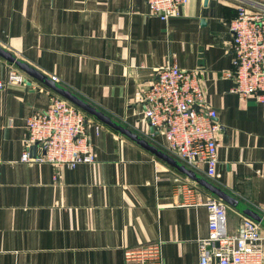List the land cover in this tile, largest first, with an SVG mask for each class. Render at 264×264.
I'll return each mask as SVG.
<instances>
[{"label": "crops", "instance_id": "obj_1", "mask_svg": "<svg viewBox=\"0 0 264 264\" xmlns=\"http://www.w3.org/2000/svg\"><path fill=\"white\" fill-rule=\"evenodd\" d=\"M256 3L264 0H215L207 8L189 0L179 16L161 20L144 0H0V47L165 153L163 134L135 95L170 61L198 71L217 111L220 146L216 177L194 172L258 212L263 105L233 93L234 80L223 76L234 57L228 23L240 7L261 10ZM10 64L0 56V80ZM15 67L26 81L0 88V264H126L125 249L150 243L162 246L163 264H198L208 211L178 204V181L195 182L95 117L87 116L94 163L22 162L25 119L46 108L53 91ZM195 185L202 198L215 197ZM243 218L226 204L229 232Z\"/></svg>", "mask_w": 264, "mask_h": 264}, {"label": "built area", "instance_id": "obj_2", "mask_svg": "<svg viewBox=\"0 0 264 264\" xmlns=\"http://www.w3.org/2000/svg\"><path fill=\"white\" fill-rule=\"evenodd\" d=\"M148 14L161 20L179 16L189 0H144ZM255 13L238 9L229 21L232 35V67L224 77L232 78L231 91L241 98L254 96L264 109V4ZM196 70H186L175 61L157 69L151 86L137 92L143 114L150 126L164 136V148L174 159L193 171H203L208 179L216 177L220 130L217 111L206 101ZM57 81L56 77H50ZM24 75L14 64L8 65V84H23ZM84 111L55 92L48 105L25 119V149L22 162L50 163L74 167L96 161L87 130ZM100 128L96 124L95 130ZM39 153L31 155L32 147ZM181 206H205L208 232L197 241L198 264H264V234L260 223L245 217L235 232L226 224V204L216 197H204L193 182L178 181ZM264 218V207L258 211ZM160 243H150L123 251L126 264H163Z\"/></svg>", "mask_w": 264, "mask_h": 264}, {"label": "water", "instance_id": "obj_3", "mask_svg": "<svg viewBox=\"0 0 264 264\" xmlns=\"http://www.w3.org/2000/svg\"><path fill=\"white\" fill-rule=\"evenodd\" d=\"M214 2L215 0H203V6L207 8L209 5L212 6ZM0 56L8 60L9 62L15 64L22 72H24L29 77L41 81L43 84L48 86L53 92L57 93L61 97L71 102L73 105H75L76 107L84 111L86 114H88V116L91 115L95 117L98 121L120 132L121 134L127 136L129 139L135 141L145 149H148L158 158L165 161L167 164L171 165L172 167L176 168L178 171L186 175L195 183H198V185L209 191L215 197H217L218 199H220L221 201H223L228 205L230 204V206L234 207L237 211L241 212L245 217H249L252 220L260 223L261 226H264V218L261 217V215L258 212L249 208L246 204L241 203L236 198L228 194L226 191L214 185L212 182L199 176L193 170L184 166L169 154L163 152V150H160L156 146L150 144L145 138L140 137L136 133L127 129L126 127H123L122 125L117 123L113 118H111V116L105 114L102 111L97 110L94 106L84 101V99H81L80 97L72 93L70 90L60 87L59 85L56 84L57 82L53 81L51 78L47 77L43 73H40L37 69L32 67V65H29L26 62L17 59L12 53H10L9 51H7L5 48L2 47H0ZM35 148H36L35 146L32 147V149Z\"/></svg>", "mask_w": 264, "mask_h": 264}, {"label": "trees", "instance_id": "obj_4", "mask_svg": "<svg viewBox=\"0 0 264 264\" xmlns=\"http://www.w3.org/2000/svg\"><path fill=\"white\" fill-rule=\"evenodd\" d=\"M238 12V11H237ZM237 12H236V14L232 17V19L237 15ZM231 20V19H230ZM87 115V114H86Z\"/></svg>", "mask_w": 264, "mask_h": 264}]
</instances>
